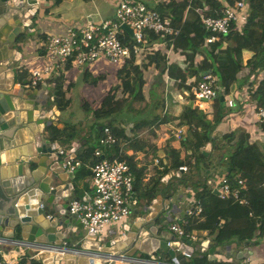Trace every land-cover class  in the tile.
Segmentation results:
<instances>
[{
    "label": "water",
    "instance_id": "95a60500",
    "mask_svg": "<svg viewBox=\"0 0 264 264\" xmlns=\"http://www.w3.org/2000/svg\"><path fill=\"white\" fill-rule=\"evenodd\" d=\"M38 9L34 0H0V243L27 251L24 255L38 264H137L144 261L140 255L154 262L159 251L175 263L176 251L191 255L196 243L163 229L172 221L167 214L170 195L163 197L160 189L172 172L161 178L154 197L141 199L128 220L107 231L82 233L81 224L70 215L71 180L76 173L66 171L62 163L81 155L83 145L91 140L77 134L67 140L70 154L60 155L62 143L52 139L51 131L59 114L53 76L35 87L23 76L24 50L34 33ZM156 10L164 13L160 6ZM122 28L133 39L132 30ZM211 72L202 70L198 75ZM210 145L202 151L204 156ZM181 173L175 170L176 176ZM216 238L212 235L199 244L212 261L215 250L209 243ZM236 256L249 258L247 252Z\"/></svg>",
    "mask_w": 264,
    "mask_h": 264
},
{
    "label": "trees",
    "instance_id": "16d2710c",
    "mask_svg": "<svg viewBox=\"0 0 264 264\" xmlns=\"http://www.w3.org/2000/svg\"><path fill=\"white\" fill-rule=\"evenodd\" d=\"M242 1L247 4L244 23L239 30L232 26L229 35L225 38H228L232 45L250 53L244 65L237 62L231 48H222L221 39H217L212 43H205V38L209 35V32L200 23L201 11L211 16H217L224 4L234 5V0L162 1L158 4L161 7L164 6V3L167 5L166 13L171 17L172 25L178 29V34L169 37L148 33L146 36L147 46L153 43H158L159 46L138 58L128 60L122 67H117L118 74L126 73L129 77L131 73H134V76L126 79L121 87L116 85L107 92L100 105L93 108L90 115L93 123L90 125L89 131L92 133L93 139L94 134H96L97 139L101 135L102 131L98 125L102 123V127H109L119 139L126 138L131 143V137L127 136L121 121L128 119L127 115L131 112H142L133 108L134 102L144 101L147 114H154L152 117L132 120L133 127L144 128L151 126L153 123V125L158 126L172 120V117L168 116L166 112H163V116L159 114L166 108V103L169 104L172 99L170 94L172 83L180 90V93L187 92L188 102L177 118L179 124H186L187 126V134L181 138V145L191 153L186 155L187 161H178L170 166L171 169L162 163V159H159L161 170H157V175L150 178L149 193L151 196L149 198H152L164 175L170 170L175 171L180 166H186L188 169L186 173L172 177L170 184L171 181H176L177 184L183 186H189L191 183L192 186L196 185L195 188L201 187L203 189L201 195L197 192L203 208L201 216H209L219 208L230 207V217L216 231L217 238L214 246H220L228 239L235 238L237 241H244L257 236H264V143L259 145L256 141H248L246 132L240 129L222 133L220 136L217 133L214 134L217 125L227 115L225 103L228 95L235 101L237 108L242 109L245 102L241 101L240 97H243L241 90L242 87L247 86V96L254 97L256 106L264 103V0ZM164 44L166 48H174L180 56L184 57L185 62L167 65ZM197 52H201L202 56H198ZM151 66L158 69V73L161 75L165 73L166 67L169 66L170 69L167 75L171 78H179V80H176L177 82H174L175 80L172 83L170 82L167 92L163 91L164 96L159 97V94H155L154 88L157 87V83L154 80L156 74H153V72L151 73V75H154L151 78L152 86L150 89L143 91L146 79L142 73L144 71V73L149 74ZM243 67L248 71L234 89L232 85L238 81V73ZM208 69L211 71L225 70L223 75L218 76L224 100L221 102L220 97L212 100L211 118L208 117L206 110H202L195 105L193 94L194 86L199 79V72ZM189 74L195 79L192 85L186 81ZM103 77L102 73H98L95 82ZM55 88V102L59 109L64 110L68 107L69 100L66 96V89L68 88L65 89L62 76L56 78ZM121 114H124L125 118L121 117ZM119 120L120 122H118ZM262 124L264 127V123ZM51 131L54 138L63 139L65 137V140L73 138L79 132L75 125H65L60 129L52 126ZM208 143H211L212 147L221 155V159H216L215 165L222 164L224 166L225 169L222 171L231 184H234V178L238 173H241L247 180L248 187L244 194L249 205H240L231 198H220L210 187L205 185L206 180L195 183L194 179L198 170L202 169L204 173L207 170L209 172L211 159H215L212 155L204 156L202 153V148ZM117 146L118 143L113 145V150L118 151ZM131 147L142 150V146L134 143L131 144ZM97 149L89 144L85 153L78 157L83 165L77 172V178H84L89 174L91 176L90 167L99 159L94 155ZM174 155L178 156L179 152L176 150ZM105 156L109 159H125L132 170L134 181L137 184L139 183V170H137L132 156L119 152L114 156L106 153ZM192 158H194L193 162L191 161ZM199 162L203 163L202 168L198 167ZM250 212L252 213L251 216H249ZM195 219L197 218L187 220V231H191V225ZM192 254L185 264H241L240 261H212L207 258L205 253L194 252ZM18 264H38V262L28 255H23L19 258Z\"/></svg>",
    "mask_w": 264,
    "mask_h": 264
},
{
    "label": "crops",
    "instance_id": "0c3cea01",
    "mask_svg": "<svg viewBox=\"0 0 264 264\" xmlns=\"http://www.w3.org/2000/svg\"><path fill=\"white\" fill-rule=\"evenodd\" d=\"M120 0H42L39 3V9L36 15V20L34 23V33L32 36L28 38L29 45L24 50V59L23 62H28V66L26 71L23 72V76L28 78L29 72L28 69L33 66L39 64L41 61L40 59H36L37 55H42L44 52V43L45 37L48 34H61L64 33L68 27H76V26H83L89 21L99 22L103 19L110 18L114 14V10L119 3ZM149 7H156L159 6V2L157 5H152L150 2L151 0H142ZM164 2L161 0L160 2ZM160 8L164 11L161 13L164 16H169L165 9H167V5L164 3V6ZM243 25V24H242ZM222 42V48H231L234 58L237 62L241 65L245 64L246 59L250 56V53L246 50H242L231 44V41L228 38H223L220 40ZM164 52L166 64L171 65L174 63L185 62L184 57L180 56L174 48L165 47L164 44ZM167 50V51H166ZM198 56H202L201 52H197ZM200 58V57H197ZM98 64V63H96ZM91 67L85 68H73L72 66H66L64 70L57 72L53 75L52 82L55 83L56 78L62 76L63 85L66 88V96L69 100V105L66 109L61 110L58 108L59 114L55 116L53 120V126L56 128H63L65 125H75L77 130L79 131L76 135H81L86 140H93V135L89 131L90 125L93 123L92 117L90 116L92 113V109L95 107H91L88 100L85 96H82L78 93V88H76V83L78 82H86L88 80V72L94 70L95 65ZM104 64V63H100ZM111 65V64H110ZM168 67L165 69L166 80L169 79L171 81H176L175 78H171L167 75ZM218 71V70H217ZM246 68H241L238 76V81L232 85V87H237L241 78L245 76L247 73ZM159 72L156 69L153 74ZM221 72L222 75L225 73L224 69H220L218 73ZM190 74L186 77V81L188 84L192 85L187 78H189ZM86 80V81H85ZM167 82V81H166ZM41 85V84H40ZM39 85V86H40ZM247 86L242 87V95L241 98L242 102L247 98L246 92ZM180 91V90H179ZM177 92V97H174L172 92V99L171 102L166 103V108L164 112L168 113L167 111L172 108L171 117L172 120L165 124L160 125H151L150 127H144L142 130L141 128H134L131 129L132 125L129 129L125 130L127 136L131 137V143L126 138H120V142L118 143V151L112 150L109 154L114 156L119 153H124L125 155L132 156L134 162L136 164L137 170H139V183H136L135 186V197L134 203L132 204V210L139 207V201L143 198L150 197L151 194L149 193L150 185V178L157 175V170H161V166L159 165V159H162V163L166 165L167 168L171 169V165L174 163L183 160L184 162L187 161L186 155H189L191 152L188 149H185L181 145V138L186 136V124H179L178 123V116L181 113L184 106L187 104V92L184 93ZM245 94V96H244ZM81 100V103H78L79 107H82L84 110V118L79 117L77 114H72L69 108H71L73 100ZM145 104V103H144ZM205 110L208 112V117L211 118V104H204ZM226 105V104H225ZM99 106V105H98ZM97 107V106H96ZM256 107V106H255ZM249 109V111H247ZM251 108L248 106L245 110L236 108L230 110L226 109L229 112L222 121L217 125L214 134H218L220 136L222 133H227L230 131H234L236 129L243 130L246 132L248 137V141L257 142L259 145L264 143V127L263 124H260L255 121L254 119V109L250 110ZM71 112V113H70ZM233 113V114H232ZM232 114V115H231ZM147 118V117H143ZM100 129V127H99ZM157 129H160L159 132ZM137 130V131H134ZM157 132V134H155ZM179 132L180 139L175 137V134ZM53 140L62 143V148H67L68 141L61 138H52ZM91 142H87L83 145V153H85L86 148H88ZM134 143L136 145L142 146V150L134 149L131 147V144ZM211 144V143H210ZM128 145H130L128 147ZM205 147L202 148L204 150ZM96 149V148H95ZM99 149V148H98ZM179 152L178 156L174 155L175 151ZM102 151V150H101ZM161 151L162 157L159 156V152ZM81 154V155H82ZM102 154L105 156L106 153L102 151ZM208 155H212L215 159H211V169L207 170V172L201 169L198 170L196 177L194 179L195 183L205 181V185L210 187L213 192L217 191L216 188L210 184H208L209 179H214L215 176L224 174L222 170H224V166L215 165L216 159L220 157L218 151H216L212 144L210 145V150L208 151ZM80 157V155L78 156ZM158 157V158H157ZM194 158L191 159L193 162ZM203 163L199 162L198 167L202 168ZM80 169V168H79ZM77 170V172L79 171ZM188 170V169H187ZM186 170V171H187ZM186 171H181L182 173H186ZM172 172V176L168 179L166 185L160 189L161 195L166 197L170 195L169 199V208L167 210L168 216L171 218V221H178L181 222L182 220H189L190 217L186 215V209L188 205L196 199H199L197 192H202V188L198 187L195 188L196 185L190 183L189 186H183L177 184L176 181L170 180L172 177L176 176L174 170H170ZM76 173V172H75ZM210 173V174H208ZM208 174V175H207ZM74 185L72 190V199L74 198H82L91 192V176L90 174L85 176L83 179L76 177L74 180H71ZM85 182H88V188H85ZM214 183V182H213ZM212 183V184H213ZM175 185V186H174ZM160 184L157 186L159 187ZM213 188H212V187ZM156 187V188H157ZM156 190V189H155ZM154 197V194L152 195ZM131 216L127 218V220ZM230 217V207H223L215 210L211 215L200 216L194 220L193 224L191 225V231H194L197 234V240L194 242L198 246L197 249H194L192 253L199 252L205 253L208 258V251L207 249H202L199 246L200 242L204 239H208L212 235H216V231L219 227V222H224L226 219ZM195 218V217H191ZM193 221V219H192ZM167 223L163 229L169 230ZM114 224H111L106 227L105 231L111 229ZM170 233L177 238L171 231ZM215 242H210V247H213L215 250L214 256L216 261H225V262H232V261H240L243 264V258L237 260L238 252H247L249 255L250 263L251 264H264V236H257L251 240H244V241H237V239H228L220 246H214ZM203 250V251H202ZM202 251V252H200ZM24 254H28L25 250L16 251L14 247H9L4 244H0V258L4 261L5 264H18L19 258ZM193 255V254H192ZM175 256L177 258V262L174 263L173 257H171L166 252L159 251L156 255V259L154 262H146L148 259L147 255H140L144 261L137 263V264H185L189 257L185 256L182 252H175ZM209 259V258H208ZM210 260V259H209Z\"/></svg>",
    "mask_w": 264,
    "mask_h": 264
},
{
    "label": "built area",
    "instance_id": "2783aa9c",
    "mask_svg": "<svg viewBox=\"0 0 264 264\" xmlns=\"http://www.w3.org/2000/svg\"><path fill=\"white\" fill-rule=\"evenodd\" d=\"M41 1L34 0L36 4ZM234 1V5L224 4L217 16L201 11L200 23L209 32L205 43L225 38L229 35L232 26L237 30L241 28L247 14V4L242 0ZM124 25L132 30L133 39L122 28ZM148 33L174 37L178 34V29L172 25L171 17L162 15L156 7H149L142 0H120L110 18L99 22L89 21L83 26L68 27L61 34H48L45 37L44 52L36 56V59H40L41 62L28 69V84L34 87L44 85L47 77L64 70L66 66L82 69L92 68L96 63H107L122 67L128 60L138 58L159 46L158 43L147 46ZM28 65L26 62L25 68ZM193 94L195 105L202 110L206 109L205 102L223 95L221 87L216 85L212 72L199 77ZM225 104L230 110L237 106L235 101L228 97ZM253 112L255 121L264 123V103L256 106ZM101 131L99 143L111 147L120 142L109 127L104 126ZM175 137L181 138L179 132L175 134ZM58 153L70 154V148L59 149ZM94 155L99 159L90 167L91 192L82 198L72 199L69 204L70 215L79 221L85 234H98L111 224H119L127 220L136 193L134 176L125 159H109L100 149H97ZM82 165L78 157L70 158L62 163L66 171L74 173ZM178 169L186 171L187 167L180 166ZM207 183L216 188L220 198H231L240 205H249L244 194L247 191L248 182L241 173L235 176L234 184L229 182L225 174L217 175L214 179H209ZM202 210L200 200L196 199L188 205L186 215L197 218L201 216ZM251 215L250 212L249 216ZM186 224L187 220L172 221L168 229L177 238H186L195 242L197 234L194 231H187ZM221 224L222 222H219L218 225ZM184 255L190 257L192 254ZM0 264H5L1 258ZM243 264H251L250 259H244Z\"/></svg>",
    "mask_w": 264,
    "mask_h": 264
},
{
    "label": "rangeland",
    "instance_id": "374dc122",
    "mask_svg": "<svg viewBox=\"0 0 264 264\" xmlns=\"http://www.w3.org/2000/svg\"><path fill=\"white\" fill-rule=\"evenodd\" d=\"M160 1L161 0H151L150 2L152 3V5H157V3L160 2ZM164 1L167 2L168 0H164ZM168 17H170V16H168ZM91 69L92 68H90V70ZM116 69H117V67L114 66V65H110V64H107V63H104V64L98 63V64L95 65L94 70L91 72V74L88 75V80L87 81L85 80L86 82H83V83L82 82H78V83H76V88H78V93L80 95L86 97V99L88 100V102H89L91 107H96V106L100 105L102 98L107 94V92H109L116 85H119L121 87L124 84L126 79H128V78L130 79L131 77L134 76V73H131L129 77L127 76L126 73L118 74ZM169 69H170V67H168V70ZM155 70L156 69L151 66L150 67V71L151 72L149 71L150 72L149 74H147L146 72L144 73V71H143V73H142L143 77L146 79V83L143 86V91H145L146 89H150V87L152 86L151 78H153L154 75H151V73L154 72ZM98 73H102L104 75V77L102 79H99L98 81L95 82V79L97 78ZM212 73L214 74V78L216 80V85L221 87L220 81L218 79V76L222 75V73L221 72L218 73L215 70H213ZM155 74H156V76H155L154 80L157 83V87L154 88L155 94L156 95L159 94V97H161V96H164L163 91L167 92V89L169 87L170 82L172 83L173 81H171L170 79H169V81H168V79L166 80L165 73L163 75H161L158 72H156ZM176 80H179V78H177ZM187 80L191 84H193L195 82V79H194V77L192 75H190L189 78H187ZM174 82H177V81H174ZM178 91H179V89L176 88V86L173 85V83H172V91L171 92H172L174 97H177V94H175V93H177ZM172 94H171V97H172ZM244 96H245V94H244ZM228 98H231V97L228 95ZM167 101H169V100H167ZM212 102L213 101H208V102H205V104H208V103L211 104ZM78 103H81V100H78V99L75 100V101L73 100L72 106L69 109L72 112V114L75 115V114L78 113L79 117L84 118V110H83L82 107L78 106L79 105ZM144 103H145L144 101L143 102H134L133 103V105H132L133 108L135 110H138V111L141 110L142 112H139V113H132L131 112L129 114L127 113L128 114L127 115L128 119H125V120L121 121V123H123V126L125 127L124 128L125 130L130 128V126L133 124V121L139 120V119H141L143 117H148V116L152 117L153 116L154 113H148L147 114V111H145L146 107H145ZM248 106L252 110L256 106L255 99L251 95L247 96V98L245 99V103L242 106V110H245L246 108H248ZM172 109H173V106H172V108H170L167 111L168 112L167 113L168 116L171 115V113H169V111L171 112ZM225 109H227V107H225ZM150 110H148V111H150ZM154 110H155V108H154ZM154 110H151V111H154ZM155 111L158 112V110H155ZM247 111H249V109ZM163 112H164V110L159 112V114L161 116H163ZM228 113L229 112H227V114ZM124 114H126V113H124ZM124 114H121V117L125 118ZM118 122H120V120ZM100 124L101 125H98V127H100V129H101L102 123H100ZM148 127H150V126H148ZM131 129H134L133 125L130 128V130ZM142 129L143 128H141L139 130H142ZM134 131H137V130H134ZM157 131H158V134H159V132H161L160 129H157ZM155 134H157V132ZM90 146L93 147V148L95 147L96 149L99 148L100 150L104 151L105 153H110L113 150V146L107 147L106 145H103V144L99 143L96 134H94V139L90 143ZM129 146L130 145H128V147ZM76 173H77V171H76ZM80 179H83V178H80ZM84 184H85V188H88V182H85ZM117 224L118 223H116L114 225H117ZM81 232L84 233L85 232L84 229H81Z\"/></svg>",
    "mask_w": 264,
    "mask_h": 264
}]
</instances>
